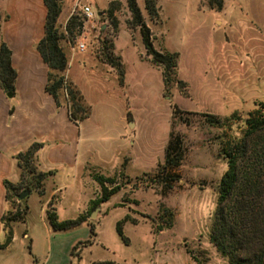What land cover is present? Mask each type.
Returning <instances> with one entry per match:
<instances>
[{
	"label": "rangeland",
	"instance_id": "1",
	"mask_svg": "<svg viewBox=\"0 0 264 264\" xmlns=\"http://www.w3.org/2000/svg\"><path fill=\"white\" fill-rule=\"evenodd\" d=\"M247 1L259 16L250 20L259 23L261 33L231 0H223V9L218 11L208 7V0H155L157 15L153 18L144 8V0H135L151 32L152 46L160 52L177 53L175 77L185 83L187 96L176 83L165 90L161 66L145 55L138 28L129 25L125 0H89L90 4L78 0L70 15L58 24L61 44L68 41L74 51L70 74L90 106V129L104 122L111 137L112 124L119 130L122 114L129 120L122 134L123 140L131 142L130 147L124 150L120 144L110 143L100 172L87 170L95 188L86 181L82 196L92 192V200L99 197V186L93 179L96 175L111 181L104 183L106 187L116 184L119 190L96 206L90 200L80 213L96 233L94 243L83 249V258L102 257L122 264H220L219 253L208 241L217 184L226 168L219 147L225 140L241 136L249 112L258 109L264 113V0ZM83 5L90 7L93 18L82 16ZM70 16L81 25L72 26V33L66 34L64 26ZM218 20L222 22L217 24ZM102 38L112 43V53L119 57L121 85L116 71L95 63L93 55L101 60ZM80 41L85 46L83 51L75 49ZM217 70L230 83L229 94L222 100L219 84L214 88L213 74ZM61 98L64 101L63 91ZM174 106L179 112L172 114ZM202 113L216 115L220 123L207 124ZM170 130L181 137L184 155L176 169L179 179L161 195L162 184L156 173ZM117 154L122 155L113 169ZM23 173L25 184L31 174ZM22 191L26 190L6 192L4 219L8 213L22 212L25 206L27 209L23 219L10 223L14 238L8 247L0 249V264H31L32 258L42 264L48 249L61 254L67 240L87 236L88 232L79 227L65 234L66 239H52L42 215L41 197L36 191L29 195L26 191L22 199H17ZM76 196L75 191L65 196L66 215L75 216ZM126 215L136 222L122 221ZM117 221H121L126 244L115 231ZM168 223L170 226H166ZM157 226L161 230H156ZM23 232L27 240L22 238ZM1 238L0 233V243L4 240Z\"/></svg>",
	"mask_w": 264,
	"mask_h": 264
},
{
	"label": "trees",
	"instance_id": "2",
	"mask_svg": "<svg viewBox=\"0 0 264 264\" xmlns=\"http://www.w3.org/2000/svg\"><path fill=\"white\" fill-rule=\"evenodd\" d=\"M222 1L208 0L207 4L209 8L218 11L222 8ZM125 2L130 14L129 25L138 28L145 55L150 58L152 63L161 66L165 90L169 88L171 83H176L182 95L187 96L185 83L175 77L177 53H165L156 50L151 44V32L145 25L135 0H125ZM43 4L46 9L43 36L36 43L35 48L48 68L44 91L52 97L57 107L60 106V92L63 91V102L68 118L77 124L88 116L90 109L84 102L80 91L73 83L65 80L63 75L67 62L59 45L61 35L57 23L61 0H43ZM144 8L150 18L157 15L155 0H144ZM71 19L70 16L65 23L64 31L66 34L72 33V26L79 28L81 25V22L74 23ZM100 46L101 61L116 71L118 82L121 85L122 65L119 57L112 53V43L102 38ZM14 77L15 72L10 65V51L5 43L0 40V87L4 92L13 91ZM261 106L264 107V103H261ZM178 112L174 106L172 114ZM201 115L209 125L220 123V119L216 115L210 113H202ZM243 124L244 128L239 138L227 139L219 147V153L225 160L226 168L217 184L216 202L208 231V241L219 255L225 258L227 264H264V113L254 109L244 118ZM39 145V143H32L24 152L15 155L16 164L19 168V179L15 184L3 180L5 200H7L6 192L9 190H34L39 195L43 193L42 182L50 172H41L35 168L33 156ZM183 155L184 147L181 137L170 130L163 150V161L157 166L156 173V177L162 184L161 195L165 194L170 189L171 184L179 179L176 169L180 165ZM121 165H124V162ZM24 171L31 174L29 181L25 183L26 185L24 184ZM93 179L99 186L100 195L90 201L92 206L105 202L119 190V186L116 184L106 187L104 183L110 180L100 175H96ZM26 209L25 206L22 212L8 213L9 215L5 219V215H1L0 221L4 231V240L0 243V249L7 246L11 240L10 223L23 219ZM45 214L53 231L69 229L84 220L81 214L73 219L57 220L51 200L47 203ZM128 219L131 223L136 222L135 219L128 218L127 215L123 217L122 221ZM166 226H170V223ZM155 229L161 230V227L157 226ZM115 231L126 244L127 239L121 231V221L116 222ZM89 232L91 236L94 235L92 225H89ZM88 243L90 240L77 242L72 247L70 255L77 257V253H74L73 250L79 244ZM90 264L117 263L104 260L94 261Z\"/></svg>",
	"mask_w": 264,
	"mask_h": 264
},
{
	"label": "crops",
	"instance_id": "3",
	"mask_svg": "<svg viewBox=\"0 0 264 264\" xmlns=\"http://www.w3.org/2000/svg\"><path fill=\"white\" fill-rule=\"evenodd\" d=\"M76 1L78 0H61L60 13L57 18L58 24L70 15L72 6ZM83 1L90 4L89 0ZM231 1L237 4L245 20L260 32L259 23L254 19L250 20L251 17L259 16L250 10L249 2L247 0H243V2ZM45 13L43 0H0V40L5 43L10 51V65L15 72L13 91L9 92L10 96H7V92H4L0 87V217L8 209L7 201L4 199L3 180L15 184L19 179V168L16 164L15 155L24 152L32 143H39L40 145L33 156L35 168L41 172H50L43 179V193L39 195L42 201L40 203L42 215L47 222L45 211L47 203L51 199L53 210L59 221L73 219L85 211L88 202L93 198L92 192L90 196L81 195L86 181L95 188V183L89 177L87 170L95 169V171L100 172V169L106 164L104 157H108L110 143L120 144L121 148L127 150L131 142L123 140L124 135L122 133L129 121L124 118L123 114L117 125L119 130L114 123L112 124L110 137L107 136L108 130L104 122L97 124L94 129H90L91 125L88 123L90 110L86 118L75 124L69 120L62 98L60 99V106L57 107L52 97L44 91L48 68L35 46L43 36ZM221 22V20L216 21L217 24ZM262 37L264 38L263 33ZM224 39L228 41L227 35H224ZM59 45L67 62L63 73L64 78L73 83L80 91L70 74L74 51L70 49L68 41L64 40V44H61L59 40ZM93 58L97 65H104L106 70L113 69L94 55ZM225 76L220 70L213 74L214 88L217 89L219 84L220 92L223 93L219 97L221 100L229 94L230 89L229 79ZM225 81L228 83H223ZM121 89H124V85L121 86ZM80 93L88 105L84 94L81 91ZM84 126L87 128L85 133H83ZM123 149L120 151L123 152ZM117 155L112 161L113 169L117 168L122 154ZM93 187L91 188L92 191ZM74 191L77 195V203L73 208L75 216H70L65 214V201L67 202L65 196L74 193ZM31 192L35 191L31 190L27 195ZM89 225L88 220H83L77 226L69 229L53 231L48 224L50 229L48 234L51 235L52 239L58 238V241L63 238L66 239L68 235L65 234H71L75 228H83V232L88 233L83 240L76 237L67 240L65 250L61 254L57 250L48 249L42 264H90L94 261L107 260L102 257L83 258V249L90 247L95 241L96 233L94 231V235L91 236ZM0 233L3 240L4 231L1 221ZM12 238H14L13 235ZM22 238L27 240L28 235L23 232ZM85 240H90V243L79 244L81 247L77 257L71 256L72 247L77 242ZM217 258L220 264H227L225 258L221 256ZM109 261L117 264L123 263V261L115 259ZM31 264H36V259L32 258Z\"/></svg>",
	"mask_w": 264,
	"mask_h": 264
},
{
	"label": "built area",
	"instance_id": "4",
	"mask_svg": "<svg viewBox=\"0 0 264 264\" xmlns=\"http://www.w3.org/2000/svg\"><path fill=\"white\" fill-rule=\"evenodd\" d=\"M80 10H81V14L82 16L89 20L91 18H93V13L90 9V7L88 5H83L80 7ZM75 49L78 50V51H83L85 49V46L84 44L82 43V41H80L76 46H75Z\"/></svg>",
	"mask_w": 264,
	"mask_h": 264
},
{
	"label": "water",
	"instance_id": "5",
	"mask_svg": "<svg viewBox=\"0 0 264 264\" xmlns=\"http://www.w3.org/2000/svg\"><path fill=\"white\" fill-rule=\"evenodd\" d=\"M7 96H10V93H6ZM27 194L26 191H22L20 194L17 195V199H22Z\"/></svg>",
	"mask_w": 264,
	"mask_h": 264
}]
</instances>
